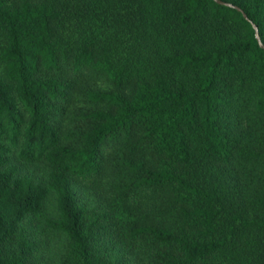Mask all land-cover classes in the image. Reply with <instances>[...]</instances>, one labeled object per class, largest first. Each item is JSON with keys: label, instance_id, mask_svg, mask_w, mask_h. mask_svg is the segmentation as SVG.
I'll return each instance as SVG.
<instances>
[{"label": "trees", "instance_id": "obj_1", "mask_svg": "<svg viewBox=\"0 0 264 264\" xmlns=\"http://www.w3.org/2000/svg\"><path fill=\"white\" fill-rule=\"evenodd\" d=\"M0 0V264H264V0Z\"/></svg>", "mask_w": 264, "mask_h": 264}, {"label": "water", "instance_id": "obj_2", "mask_svg": "<svg viewBox=\"0 0 264 264\" xmlns=\"http://www.w3.org/2000/svg\"><path fill=\"white\" fill-rule=\"evenodd\" d=\"M216 3L218 4H221V5H225V6H228V7H232L234 9H236L237 11L241 12V15L243 16L244 19L247 20V17L246 15L242 12V10L240 8H238L237 6L235 5H232L230 4L229 2H225V1H221V0H214ZM251 26H252V29H253V33H254V37L259 45V47L263 48L264 49V45L260 42L259 40V36H258V33H257V29H256V26L254 24L251 23Z\"/></svg>", "mask_w": 264, "mask_h": 264}]
</instances>
